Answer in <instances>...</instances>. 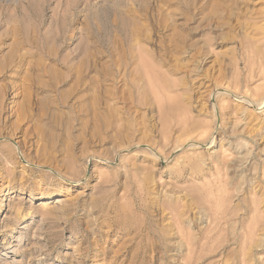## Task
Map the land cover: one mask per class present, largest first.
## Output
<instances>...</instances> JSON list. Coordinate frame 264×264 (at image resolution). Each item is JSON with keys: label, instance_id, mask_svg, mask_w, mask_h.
Instances as JSON below:
<instances>
[{"label": "rangeland", "instance_id": "obj_1", "mask_svg": "<svg viewBox=\"0 0 264 264\" xmlns=\"http://www.w3.org/2000/svg\"><path fill=\"white\" fill-rule=\"evenodd\" d=\"M222 88L264 99V0H0V264H264V109Z\"/></svg>", "mask_w": 264, "mask_h": 264}, {"label": "bare ground", "instance_id": "obj_2", "mask_svg": "<svg viewBox=\"0 0 264 264\" xmlns=\"http://www.w3.org/2000/svg\"><path fill=\"white\" fill-rule=\"evenodd\" d=\"M223 89V88H222ZM218 90L219 89H216L215 91L216 92H214V94L212 95V97H213V101H218V98L220 97V95H223V96H226V97H232V98H234V100H236V101H238V102H241V103H245V104H247L249 107H254L253 109H256V110H263L264 109V99H262V100H259L258 102L257 101H252L251 99H249V98H247L246 96H240V95H237V94H233V93H231V91H229V90H227V89H223V94H221V93H219L218 92ZM222 91V90H221ZM231 98V99H232ZM214 108H216L217 106H216V103L214 102ZM217 109H218V112H220L219 111V108L217 107ZM220 114L221 113H219V117H220ZM217 117V116H216ZM220 119H221V117H220ZM216 120L218 121V118H216ZM221 126V125H220ZM215 141V137L214 136H212L207 142H205V143H201V142H199V141H197V140H188L187 142H185L184 144H185V147L186 146H189L188 148H193V150H194V148H197V149H200L201 147V145H203V146H205V147H207V146H209L210 144H213V142ZM15 149H16V151H18V152H21L20 151V147L17 145V146H15ZM192 150V151H193ZM158 153V152H157ZM156 153V154H157ZM21 155H22V163L25 165L24 167H30V166H33V165H35L34 163H32L31 161H29L27 158H26V156L21 152ZM158 155H160L159 153H158ZM161 156V155H160ZM21 157V156H20ZM99 160H101V161H103V162H105L106 164H108V163H113V162H110V161H108V160H106V159H101V158H99ZM162 160H163V162L164 163H166L167 162V160H165V158H163L162 157ZM56 171V170H55ZM54 172V171H53ZM55 174H56V177H58V179H60V180H64V181H67V182H70L69 180H67L66 179V177L63 175V174H61L60 172H55Z\"/></svg>", "mask_w": 264, "mask_h": 264}, {"label": "water", "instance_id": "obj_3", "mask_svg": "<svg viewBox=\"0 0 264 264\" xmlns=\"http://www.w3.org/2000/svg\"><path fill=\"white\" fill-rule=\"evenodd\" d=\"M223 92V91H222ZM215 102V101H214ZM218 118H219V116H218ZM189 146H186V147H183V149L184 148H188ZM200 147H202V148H205V146H203V145H201Z\"/></svg>", "mask_w": 264, "mask_h": 264}]
</instances>
